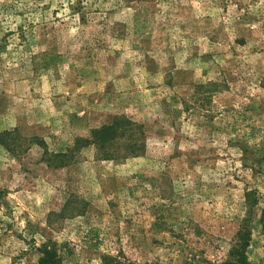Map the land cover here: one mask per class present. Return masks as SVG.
<instances>
[{"label": "rangeland", "instance_id": "rangeland-1", "mask_svg": "<svg viewBox=\"0 0 264 264\" xmlns=\"http://www.w3.org/2000/svg\"><path fill=\"white\" fill-rule=\"evenodd\" d=\"M121 117L140 150L91 143ZM241 225L264 264V0H0V264H215Z\"/></svg>", "mask_w": 264, "mask_h": 264}, {"label": "trees", "instance_id": "trees-1", "mask_svg": "<svg viewBox=\"0 0 264 264\" xmlns=\"http://www.w3.org/2000/svg\"><path fill=\"white\" fill-rule=\"evenodd\" d=\"M120 120V121H118ZM121 128V135L125 134L122 139V146H125L127 154H133L140 150L135 141V133L137 132L138 124L129 118H115L110 125H104L92 131V141L99 149H103V144L114 138L117 127ZM143 134L142 131H140ZM106 135V137H105ZM105 142V143H104ZM142 148H143V144ZM103 146V147H102ZM250 242V230L247 225H241L235 234L233 243L228 251L227 258L215 264H251L247 256V248ZM41 256L37 264H62L59 257L55 253L53 245L44 244L41 246ZM103 264H135L132 261H120L117 257L111 255L103 256Z\"/></svg>", "mask_w": 264, "mask_h": 264}]
</instances>
